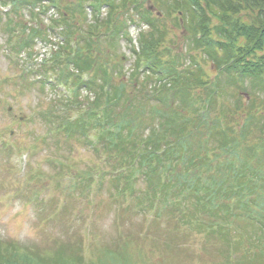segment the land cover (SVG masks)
Returning a JSON list of instances; mask_svg holds the SVG:
<instances>
[{
    "label": "rangeland",
    "instance_id": "obj_1",
    "mask_svg": "<svg viewBox=\"0 0 264 264\" xmlns=\"http://www.w3.org/2000/svg\"><path fill=\"white\" fill-rule=\"evenodd\" d=\"M1 1L5 0H0L2 247H16L31 255L35 259L32 264H220L224 251L216 235L174 222L168 209L154 212L156 206L148 207L150 216L140 210L146 204L140 194L144 182L126 183L122 177H113L106 153L99 149L93 117L81 115L87 106L81 105L82 101L88 102L92 94L81 88L73 99L72 75L59 84L52 71L57 65L60 70L68 58L65 53L55 58L53 53L70 41L64 47L69 55L75 54L73 58L79 56L84 61L91 57L97 61L94 69L103 67L99 65L103 62L108 69L129 77L137 68L138 38L141 33L151 36L146 20L159 18L160 34L165 35L157 48L166 62L178 56L176 65L183 72L196 60L205 72L203 77L213 80L215 71L208 59L198 49H189L193 45L186 36V17L169 8L172 0H114L113 9L104 4L106 0L96 4L84 0L81 8L77 5L75 20L66 21L56 18L61 11L50 8L46 1L21 0L15 6L20 13L16 17L5 13L9 4ZM76 1L62 3L70 2L73 7ZM33 2L31 11L29 3ZM42 5L48 7L46 13H42ZM3 18H16V22L3 23ZM67 32L73 33L70 38ZM84 39L94 50L84 47ZM154 76L142 73L134 82L137 88L147 90V96L156 95L151 96V102L161 94L162 81ZM246 86L254 91L250 82ZM228 89L226 99L233 102L237 90L229 84ZM261 94L251 92L243 101L259 116L264 114ZM68 117L70 121L79 117V123L90 126L83 137L66 134L71 130L61 125ZM74 129L72 132H77ZM256 135L253 131L250 137ZM132 184L137 189L134 193H130Z\"/></svg>",
    "mask_w": 264,
    "mask_h": 264
},
{
    "label": "trees",
    "instance_id": "obj_2",
    "mask_svg": "<svg viewBox=\"0 0 264 264\" xmlns=\"http://www.w3.org/2000/svg\"><path fill=\"white\" fill-rule=\"evenodd\" d=\"M35 1L57 8L61 12L56 18L64 21L75 20L76 8L84 3L77 0L72 7L62 0ZM20 2L1 1L10 5L5 13L12 17L20 14L15 10ZM34 3L26 7L32 11ZM104 4L114 8V0ZM42 7L46 13L48 7ZM169 8L186 17V36L193 45L189 49H198L208 59L215 71L213 80L203 77L205 72L196 60L183 72L176 65L178 56L166 62L157 48L165 35L160 34L159 18L154 22L145 18L151 36L141 33L138 38L137 70L129 77L103 62L99 64L103 67L94 69L97 61L91 57L83 61L76 56V60L64 47L68 41L53 53L55 58L63 53L68 56L60 70L61 65L52 69L55 80L64 84L72 75L73 99L81 88L92 94L88 102L82 101L87 106L81 115L93 117L97 143L106 153L113 177H122L126 183L144 182L140 194L146 204L140 210L146 216L152 215L148 207L156 206L154 212L168 209L174 222L216 235L224 251L220 264H264V114L259 116L248 102L243 103L251 92L259 91L264 103V0H172ZM10 20L3 18V23ZM65 34L70 38L73 33ZM84 42L85 48L94 50ZM142 73L162 81L156 102H151L155 94L149 97L147 90L135 86L136 76ZM228 84L237 90L233 102L226 99ZM61 126L71 130L66 134L82 137L90 127L79 123V117L72 121L68 117ZM253 131L257 135L250 137ZM135 191L133 186L130 193ZM11 250L0 244V264H32L35 260L16 247Z\"/></svg>",
    "mask_w": 264,
    "mask_h": 264
}]
</instances>
